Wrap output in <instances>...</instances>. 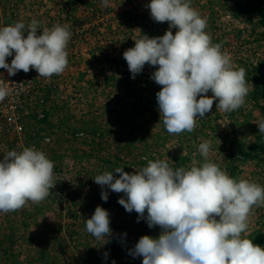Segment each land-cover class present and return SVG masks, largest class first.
Instances as JSON below:
<instances>
[{
	"label": "rangeland",
	"instance_id": "rangeland-1",
	"mask_svg": "<svg viewBox=\"0 0 264 264\" xmlns=\"http://www.w3.org/2000/svg\"><path fill=\"white\" fill-rule=\"evenodd\" d=\"M149 3L0 0V22L28 25L35 19L38 31L59 23L72 33L65 71L44 78L33 69L30 95L20 99L28 111L21 109L22 128L0 133V160L34 146L54 162L56 182L39 204L0 213V264H142L129 249L143 235L157 237L159 227L126 212L117 202L122 193L106 189L103 201L93 179L116 167L132 173L155 159L188 168L193 159L202 160L198 146L205 140L212 142L209 159L229 176L264 186V134L255 124L264 118V0H191L207 19L212 43L246 70L251 91L239 110L222 112L214 102L192 132L171 135L160 122V86L150 79L156 68L145 65L133 79L123 58L134 40L162 36L169 27L151 19ZM98 205L110 213L108 243L84 231ZM242 236L264 248V207H253Z\"/></svg>",
	"mask_w": 264,
	"mask_h": 264
},
{
	"label": "clouds",
	"instance_id": "clouds-1",
	"mask_svg": "<svg viewBox=\"0 0 264 264\" xmlns=\"http://www.w3.org/2000/svg\"><path fill=\"white\" fill-rule=\"evenodd\" d=\"M101 3L107 7L109 0ZM146 7L152 20L169 27L162 36L143 34L134 40L123 58L133 79L145 65L156 68L150 79L160 86L156 101L166 131L192 132L197 119L212 112L214 102L222 112L243 107L251 91L246 70L234 65L221 44L212 43L205 31L207 19L191 0H150ZM38 28L35 19L28 25L17 21L0 27V68L9 76L34 69L38 77L50 78L67 68L69 26ZM10 84L0 80V102L13 94ZM255 124L264 134V118ZM211 151L212 142L205 140L198 146L202 160L193 159L188 168L155 159L132 173L116 167L95 176L103 201L108 200L106 189L122 193L117 202L126 212L134 211L137 222L160 229L157 237L141 236L129 255L142 257V264H264V248L242 236L253 207H264V186L232 178L209 159ZM54 167L34 146L5 153L0 160V213L44 201L56 185ZM110 224L109 211L98 205L85 220L84 231L108 243Z\"/></svg>",
	"mask_w": 264,
	"mask_h": 264
},
{
	"label": "built area",
	"instance_id": "built-area-1",
	"mask_svg": "<svg viewBox=\"0 0 264 264\" xmlns=\"http://www.w3.org/2000/svg\"><path fill=\"white\" fill-rule=\"evenodd\" d=\"M12 24H5L3 21L0 22L1 27ZM25 35H27V33H25ZM13 58L14 56L8 57L6 62L10 64ZM33 71V69L28 73L19 71L16 75L9 76L7 70L0 68V80L12 83L9 87L14 89L13 94L10 97H7L4 101L0 102V133H2L3 130L5 131L16 128V126L19 129L22 128L20 117L27 114L28 111H25L26 107H24L26 105V99L21 101L20 99L23 96L30 95V85L28 82L30 81ZM22 108H24L25 114L23 113V110H21Z\"/></svg>",
	"mask_w": 264,
	"mask_h": 264
}]
</instances>
